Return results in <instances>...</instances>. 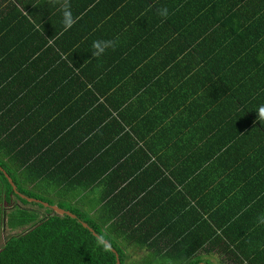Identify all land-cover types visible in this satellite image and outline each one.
Masks as SVG:
<instances>
[{"label":"trees","instance_id":"16d2710c","mask_svg":"<svg viewBox=\"0 0 264 264\" xmlns=\"http://www.w3.org/2000/svg\"><path fill=\"white\" fill-rule=\"evenodd\" d=\"M127 1L0 0V264H264V0Z\"/></svg>","mask_w":264,"mask_h":264},{"label":"clouds","instance_id":"9594fccd","mask_svg":"<svg viewBox=\"0 0 264 264\" xmlns=\"http://www.w3.org/2000/svg\"><path fill=\"white\" fill-rule=\"evenodd\" d=\"M53 2H56V0H53ZM61 12H62V24L64 27V30L70 29L77 21L76 18L72 16L70 5H68L67 0H65L64 4L61 6ZM156 14L164 19H166L169 15V9L166 6H162L156 9ZM118 41L117 39H97L94 40L92 43V57H101L103 56L108 49H115L117 47ZM258 118L260 120H264V105H260L258 107ZM258 223L264 224V215H261L258 217ZM101 244H103L105 250H108V245L105 244L103 241H100Z\"/></svg>","mask_w":264,"mask_h":264},{"label":"rangeland","instance_id":"374dc122","mask_svg":"<svg viewBox=\"0 0 264 264\" xmlns=\"http://www.w3.org/2000/svg\"><path fill=\"white\" fill-rule=\"evenodd\" d=\"M95 192H96V190H95ZM37 193H38V195L47 199V201H45V202L49 203V201H50L51 205L59 204V202L62 204H65L66 202L70 201V199L68 197L66 199L63 198L64 200H56V198H52L53 195L51 196L50 194H46L44 191H38ZM97 200H98V198L93 199L90 202V204L92 205V208L95 210L97 209V207L99 205L97 203ZM13 201L16 202L17 205H20L21 207H25V208H29V209H33V208L37 209L36 206L23 204L17 197H15V200H13ZM14 202H11V203L4 202L2 204L0 203V206L2 207V211L0 214V221H1V223H0V248L5 243V241L7 240L8 237H10L11 235H16V234L22 233L29 227V226L24 225L22 227L12 228L8 224L9 215L11 213L10 211L13 209V203ZM44 210L41 209L40 211L43 212ZM129 252L131 253L129 261H131L133 259V257L137 256V252H134L133 250H131Z\"/></svg>","mask_w":264,"mask_h":264},{"label":"crops","instance_id":"0c3cea01","mask_svg":"<svg viewBox=\"0 0 264 264\" xmlns=\"http://www.w3.org/2000/svg\"><path fill=\"white\" fill-rule=\"evenodd\" d=\"M149 1V0H147ZM151 3L147 5L148 7V10H151L153 7V4L155 3L156 0H150ZM173 2V0H171ZM171 1H167V8L169 9L170 7H172L173 5H170ZM126 5H129L131 8H139L141 5H140V2L138 3L137 0H134L132 2H125ZM256 5H253V7H257L258 5L257 4H260L261 1L259 2H255ZM56 115V113H55ZM101 114L100 113H96V116L95 118H100L101 119ZM85 120H87L85 117H84ZM90 121V119H89ZM104 121V119H103ZM103 121L101 122V124L103 123ZM86 130V128L84 129V131ZM163 171L162 169L160 170V172ZM164 173H166V175H169V173L167 171H165ZM170 176V175H169ZM70 188H73V187H70ZM85 188H90V190H87ZM170 187H168V183L164 184L163 185V189H161L162 191L160 192L161 194H164L167 192V190L169 189ZM73 189H76L79 193V195H77L76 197H69L71 200L69 202H72V203H76L78 205H81V207H83V209L85 208H88V207H91L92 205L90 204V202L93 200V199H97L99 198V189H96V186L95 185H91V186H87L86 184H81V185H75V188ZM94 190V191H93ZM96 190V192H95ZM84 198V199H83ZM58 205V204H57ZM98 208V207H97ZM93 213H96L97 211L95 209L92 210ZM92 213V214H93Z\"/></svg>","mask_w":264,"mask_h":264},{"label":"water","instance_id":"95a60500","mask_svg":"<svg viewBox=\"0 0 264 264\" xmlns=\"http://www.w3.org/2000/svg\"><path fill=\"white\" fill-rule=\"evenodd\" d=\"M0 170H2L4 173H5V175L8 177V179H9V181L14 185V187H15V184H14V182H13V179L11 178V176L5 171V169L2 167V166H0ZM15 189H16V187H15ZM17 192H18V190H16ZM22 197H25V198H27L29 201H38V202H41V203H43L46 207H51L54 211H56L57 213H59V214H67V215H69V216H71V217H77L76 216V214H74V213H72V212H70V211H68V210H66V209H63V208H61V207H59L57 204H55V205H51L50 203H48V202H45V201H42V200H40V199H37V198H32V197H27L25 194H20ZM84 225L86 226V227H89V225L87 224V223H84ZM92 229V228H91ZM92 231L94 232V234H96V232L92 229ZM97 235V234H96ZM107 244H109V242L108 241H105ZM113 251L115 252V253H117V251L113 248ZM117 258H118V264H120L121 262H120V259H119V255L117 254ZM198 264H208V263H205V262H201V263H198Z\"/></svg>","mask_w":264,"mask_h":264},{"label":"bare ground","instance_id":"6f19581e","mask_svg":"<svg viewBox=\"0 0 264 264\" xmlns=\"http://www.w3.org/2000/svg\"><path fill=\"white\" fill-rule=\"evenodd\" d=\"M140 166V165H139Z\"/></svg>","mask_w":264,"mask_h":264}]
</instances>
